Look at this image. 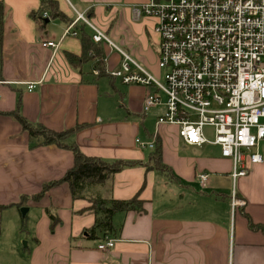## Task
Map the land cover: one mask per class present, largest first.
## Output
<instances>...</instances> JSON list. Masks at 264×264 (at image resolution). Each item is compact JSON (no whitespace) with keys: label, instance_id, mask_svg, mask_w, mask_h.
Instances as JSON below:
<instances>
[{"label":"crops","instance_id":"crops-1","mask_svg":"<svg viewBox=\"0 0 264 264\" xmlns=\"http://www.w3.org/2000/svg\"><path fill=\"white\" fill-rule=\"evenodd\" d=\"M3 1L0 264H8L5 257L17 254L21 242L26 257L21 264H264V163L249 165V175L237 181L236 197L245 205L233 207L231 161L222 157L217 146H188L177 127L158 125L166 110L164 102L144 114L150 90L124 85L108 73L122 62L116 49L102 44L105 76L95 75V64L77 69L68 61V54L80 57L83 52L79 26L84 23L76 21L80 13L148 71L156 69L146 39L150 33L146 28L139 34L141 19L135 21L128 8L140 0H57L62 13L75 18L69 34L71 23L47 18L43 27L33 19L41 0ZM128 15L133 28L128 27ZM84 26L92 38L93 31ZM45 41H54L58 47L43 48ZM158 56L159 49L156 65ZM31 83L36 86L29 91ZM18 104L29 123L58 132L82 126L72 142L87 156L142 164L122 170L102 190L118 200L132 199L140 192L145 201L144 213L113 217V230L107 236L116 241L114 248L99 249L105 237L93 239L88 233L95 223L94 213L87 210L91 203L73 200L68 185H58L33 200L43 185L60 180L71 168L73 154L30 143L12 115ZM140 125L153 132L144 142H161L169 172L145 166L153 150L136 143ZM260 150L264 155V143ZM202 174L207 175L204 183ZM23 196L28 198L26 217L18 212L6 214L21 210L18 204ZM49 214L58 219L57 224H52ZM9 227L16 253L3 247Z\"/></svg>","mask_w":264,"mask_h":264},{"label":"built area","instance_id":"built-area-1","mask_svg":"<svg viewBox=\"0 0 264 264\" xmlns=\"http://www.w3.org/2000/svg\"><path fill=\"white\" fill-rule=\"evenodd\" d=\"M132 12L135 21L154 20L158 67L166 72L161 81L89 18L77 13L76 21L93 31L94 43L121 54L119 68L108 72L112 78L150 90L144 114L164 102L166 110L158 125L177 127L188 146L220 148L232 164L233 207L245 205L236 197L237 181L249 175V165L264 163L260 150L264 143V0H148ZM42 47L58 45L45 41ZM35 86L29 84V91ZM206 128L213 129L212 139ZM136 143L141 149L156 147L155 140ZM200 177L202 183L207 180L206 174ZM115 244L105 236L99 249H112Z\"/></svg>","mask_w":264,"mask_h":264},{"label":"trees","instance_id":"trees-1","mask_svg":"<svg viewBox=\"0 0 264 264\" xmlns=\"http://www.w3.org/2000/svg\"><path fill=\"white\" fill-rule=\"evenodd\" d=\"M93 13V12H91ZM46 15L47 17H44ZM93 15V14H92ZM33 19L40 25L45 26L47 18L59 19L67 23H73L74 19H68L62 13L57 0H41V7L38 12L32 14ZM82 29L83 52L80 57L68 54L67 58L74 68L81 69L86 64H95L100 71L99 76L107 75L105 52L101 43H94L92 38L85 33L84 24ZM4 32V10L0 3V42ZM14 118L21 124L22 129L27 132L30 143L36 142L35 146H56L62 150H68L73 154V165L67 170L64 176L58 180L43 185L42 190L33 196V200L41 199L52 188L66 184L69 187L73 200H87L91 206L87 209L94 213L95 223L88 232L93 239L102 238L111 233L112 219L119 213L142 214L145 210V201L140 198V192L129 200H118L103 194L102 190L109 184L112 178L122 170L142 165L137 162L116 160L105 161L98 157L85 155L81 149L72 142L73 137L83 128L66 129L54 131L40 124L29 123L18 108L12 113ZM163 147L160 141H156V147L150 154V161L145 166L148 169H155L159 172H169L168 166L163 162ZM28 198L23 196L18 204L20 209L27 206ZM52 224L58 223V219L49 214Z\"/></svg>","mask_w":264,"mask_h":264},{"label":"rangeland","instance_id":"rangeland-1","mask_svg":"<svg viewBox=\"0 0 264 264\" xmlns=\"http://www.w3.org/2000/svg\"><path fill=\"white\" fill-rule=\"evenodd\" d=\"M145 1L148 0H140V3L137 5H143ZM0 3L4 5V1L0 0ZM134 6V5H133ZM133 6L128 5V8H130V12L133 9ZM133 14V12H132ZM133 18L129 17L128 15V27L129 28H133V22H132ZM137 24H139V26L141 27V32H139V34H143L145 32V29H148V32L150 33V35H146V39L149 41V47L151 50L150 53V58L151 60L154 62V65L156 66V69L154 70H150L149 72H151L152 75L156 76L160 81L164 79L165 76V71H161L158 67V65H156L157 63V58H155L157 56V51L159 49L158 46V36L157 33L155 32V26L154 23L151 21V19L147 18V17H143L141 19V21L137 22ZM102 30H104L103 28H101ZM105 31V30H104ZM112 38V37H111ZM113 39V38H112ZM140 46H142L140 44ZM142 51L144 52V48L142 49ZM149 58V57H148ZM137 61V60H136ZM264 62V60H263ZM139 63V62H138ZM141 64V63H140ZM143 67H145L143 64H141ZM146 68V67H145ZM147 69V68H146ZM148 70V69H147ZM119 84V81H118ZM140 128V132L136 135L138 139L142 140V141H147L149 139V134L153 133L152 129L149 126H139ZM206 133L209 135V137L212 139L213 136V129L212 128H206ZM135 136V135H134ZM137 140V139H136ZM15 211H8V213L6 214H11V212H15L18 214H21V210L19 211L18 209H14ZM36 213V211L34 210V214ZM21 216V215H20ZM34 216V215H33ZM12 228L9 227V235H5V239L3 241V247L6 250H10V251H14L16 253V251L13 249V245H16V241L14 238H12ZM25 248V245L23 242L20 243V250L17 252V254H10L7 255L5 258L8 259L7 263L8 264H21V260L26 258L25 256H23V249ZM1 257V255H0Z\"/></svg>","mask_w":264,"mask_h":264},{"label":"water","instance_id":"water-1","mask_svg":"<svg viewBox=\"0 0 264 264\" xmlns=\"http://www.w3.org/2000/svg\"><path fill=\"white\" fill-rule=\"evenodd\" d=\"M47 21H49V19H48ZM28 211H29V208H27V207L22 208V209H21V214H22V216H23V217H26Z\"/></svg>","mask_w":264,"mask_h":264}]
</instances>
